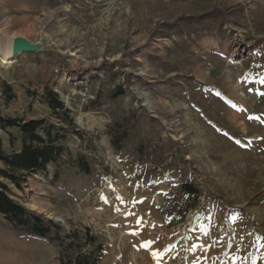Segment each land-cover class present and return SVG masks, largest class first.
Returning <instances> with one entry per match:
<instances>
[{
	"label": "rangeland",
	"instance_id": "rangeland-1",
	"mask_svg": "<svg viewBox=\"0 0 264 264\" xmlns=\"http://www.w3.org/2000/svg\"><path fill=\"white\" fill-rule=\"evenodd\" d=\"M1 34L35 49L0 66V113L45 119L62 148L20 189L5 180L60 227L38 237L0 213L11 264H61L62 237L87 231L98 264H264V0H0ZM22 139L0 128L6 153Z\"/></svg>",
	"mask_w": 264,
	"mask_h": 264
},
{
	"label": "trees",
	"instance_id": "trees-1",
	"mask_svg": "<svg viewBox=\"0 0 264 264\" xmlns=\"http://www.w3.org/2000/svg\"><path fill=\"white\" fill-rule=\"evenodd\" d=\"M122 92L117 91L116 94L120 95ZM8 98L10 100L11 95ZM45 99L53 112L63 111L67 115L68 110L58 98L57 93L47 89ZM69 122H72L71 119ZM45 123L43 118L26 120L0 113V128H17L23 136L21 148L17 152L6 153L2 149L0 141V161L3 164V167H0V213L15 227L24 229L31 235L47 237L51 233H55L56 238H60V227L52 219H48L14 201L7 193L9 188L5 182L8 180L20 189L21 182L25 180L27 174L45 171L47 165L55 162L60 156L62 148L55 143L57 135L52 136L51 134L54 125L48 124L45 127ZM40 130H43L45 135H42ZM180 188L188 199L198 196L197 188L188 181H183ZM189 209L188 200H183L181 202L174 201L172 204L168 203L161 212L163 218L167 219L168 215L174 214V210L182 217ZM62 238L68 240L65 250H73L74 247L76 251L61 264H98L104 246L101 242H97L94 235H89L87 231L83 243H76L74 238H78L77 235L66 234ZM88 244L94 245V248L90 251H83Z\"/></svg>",
	"mask_w": 264,
	"mask_h": 264
},
{
	"label": "bare ground",
	"instance_id": "bare-ground-1",
	"mask_svg": "<svg viewBox=\"0 0 264 264\" xmlns=\"http://www.w3.org/2000/svg\"><path fill=\"white\" fill-rule=\"evenodd\" d=\"M34 49H35V46L29 41H24V43H20L17 41V38L9 37L6 34H1L0 35V66H2L4 68H9L15 63L14 57L21 50L32 51ZM4 251L0 250V264H11L10 261L13 262L12 259H10V261L8 260L11 256H9L7 258V254L9 255L8 252L10 251V249L7 253H5L6 251L5 252ZM11 252H13V251H11ZM14 255H16V254H14Z\"/></svg>",
	"mask_w": 264,
	"mask_h": 264
},
{
	"label": "water",
	"instance_id": "water-1",
	"mask_svg": "<svg viewBox=\"0 0 264 264\" xmlns=\"http://www.w3.org/2000/svg\"><path fill=\"white\" fill-rule=\"evenodd\" d=\"M17 41L20 42V43H24V41L21 40V39H17Z\"/></svg>",
	"mask_w": 264,
	"mask_h": 264
},
{
	"label": "crops",
	"instance_id": "crops-1",
	"mask_svg": "<svg viewBox=\"0 0 264 264\" xmlns=\"http://www.w3.org/2000/svg\"><path fill=\"white\" fill-rule=\"evenodd\" d=\"M20 148H21V146L17 149V150H15L14 152H17V151H19L20 150Z\"/></svg>",
	"mask_w": 264,
	"mask_h": 264
}]
</instances>
